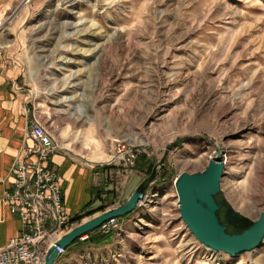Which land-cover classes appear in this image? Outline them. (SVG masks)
<instances>
[{
    "label": "rangeland",
    "instance_id": "obj_1",
    "mask_svg": "<svg viewBox=\"0 0 264 264\" xmlns=\"http://www.w3.org/2000/svg\"><path fill=\"white\" fill-rule=\"evenodd\" d=\"M0 51L23 66L31 118L71 154L112 170L111 189L97 192L104 204H125L159 171L110 242L85 245L75 264H264V243L237 258L201 244L175 186L220 150L224 195L260 217L264 0H9ZM118 139L134 150L131 164L108 163Z\"/></svg>",
    "mask_w": 264,
    "mask_h": 264
},
{
    "label": "built area",
    "instance_id": "obj_2",
    "mask_svg": "<svg viewBox=\"0 0 264 264\" xmlns=\"http://www.w3.org/2000/svg\"><path fill=\"white\" fill-rule=\"evenodd\" d=\"M30 3L31 0H23ZM28 136L31 146H23L11 170V189L4 193V200L11 213L19 217L22 228L17 236L0 248V264H44L49 248L80 223L75 222L65 205L64 176L50 165L51 157L63 150V145L53 131L33 115ZM136 159L134 150L124 140L118 139L108 163L131 164ZM102 200L106 195L101 196ZM115 217L104 223L92 234L108 235L119 228ZM86 235L80 239L85 241ZM59 257L66 253L57 247Z\"/></svg>",
    "mask_w": 264,
    "mask_h": 264
},
{
    "label": "crops",
    "instance_id": "obj_3",
    "mask_svg": "<svg viewBox=\"0 0 264 264\" xmlns=\"http://www.w3.org/2000/svg\"><path fill=\"white\" fill-rule=\"evenodd\" d=\"M8 3L9 0H0V6H5ZM21 9L20 11H22ZM9 33L6 31V35ZM25 79L22 64L15 61L13 56H9L8 51H0V248L5 246L12 237L17 236L22 228L21 220L11 213L5 202L4 193L7 189H11L13 181L11 170L21 148L34 144L28 136L32 113L29 109L30 93L26 88ZM43 123L47 124V122ZM62 145L63 150L51 157L50 165L64 176L65 205L69 216L76 220L104 204V201L96 194L102 189L108 191L111 189V185L106 184L103 178L111 175L112 170L104 168V161L87 160L86 162L71 154L63 143ZM132 180L140 182L137 175ZM111 208L113 206L87 216L80 223ZM119 219L120 221L125 220L123 217ZM111 235L94 234L91 240L77 241L66 249V253L59 257L56 264H75L79 262L77 257L83 261L84 258L79 252L85 245L90 243L97 246L106 245L110 242Z\"/></svg>",
    "mask_w": 264,
    "mask_h": 264
},
{
    "label": "water",
    "instance_id": "obj_4",
    "mask_svg": "<svg viewBox=\"0 0 264 264\" xmlns=\"http://www.w3.org/2000/svg\"><path fill=\"white\" fill-rule=\"evenodd\" d=\"M221 156V151L217 150L216 158L210 160L203 172H184L176 178L175 186L181 218L195 238L212 251L237 258L264 243V202L263 211L255 221L231 205L221 186L225 173ZM158 174L155 167L125 204L82 222L64 234L49 248L44 264H56L59 259L58 246L66 250L76 240L93 233L110 219L127 216L136 210L146 200L147 189Z\"/></svg>",
    "mask_w": 264,
    "mask_h": 264
},
{
    "label": "trees",
    "instance_id": "obj_5",
    "mask_svg": "<svg viewBox=\"0 0 264 264\" xmlns=\"http://www.w3.org/2000/svg\"><path fill=\"white\" fill-rule=\"evenodd\" d=\"M143 160H145V158H143ZM152 170V168H150V170H149V172H150V174H151V171ZM96 192V191H95ZM94 192V193H95ZM111 193V192H110ZM97 195V197L98 198H100V199H102L101 198V195L99 194V193H97L96 194ZM104 201V200H103ZM114 202L113 201H111V203L110 204H104V205H102V206H100L98 209H96V210H94V211H91V212H87L86 214H84L83 216H80V217H78L75 221H77V222H81L82 221V219L84 218V217H87V216H90V215H93L94 213H96V212H98V211H103V210H106L110 205H112ZM108 235H111V233L110 234H108ZM92 236H94V234H89V240H91V239H93L92 238ZM100 236H107V235H100ZM96 238H98V237H96ZM77 241H79V240H76L74 243H76Z\"/></svg>",
    "mask_w": 264,
    "mask_h": 264
},
{
    "label": "bare ground",
    "instance_id": "obj_6",
    "mask_svg": "<svg viewBox=\"0 0 264 264\" xmlns=\"http://www.w3.org/2000/svg\"><path fill=\"white\" fill-rule=\"evenodd\" d=\"M263 211V210H262ZM262 213V212H261ZM261 215V214H260Z\"/></svg>",
    "mask_w": 264,
    "mask_h": 264
}]
</instances>
